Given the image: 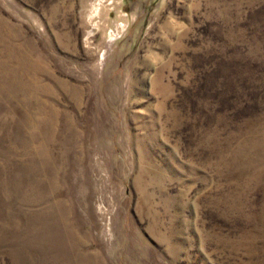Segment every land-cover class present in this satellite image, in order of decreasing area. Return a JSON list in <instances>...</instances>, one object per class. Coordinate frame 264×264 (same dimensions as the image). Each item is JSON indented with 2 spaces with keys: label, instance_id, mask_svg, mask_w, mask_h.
I'll list each match as a JSON object with an SVG mask.
<instances>
[{
  "label": "rangeland",
  "instance_id": "rangeland-1",
  "mask_svg": "<svg viewBox=\"0 0 264 264\" xmlns=\"http://www.w3.org/2000/svg\"><path fill=\"white\" fill-rule=\"evenodd\" d=\"M0 264H264V0H0Z\"/></svg>",
  "mask_w": 264,
  "mask_h": 264
}]
</instances>
